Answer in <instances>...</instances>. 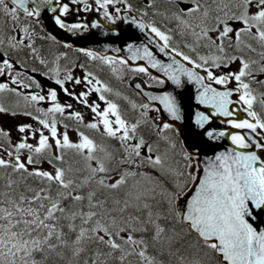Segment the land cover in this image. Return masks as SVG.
<instances>
[{
	"label": "snow or ice",
	"instance_id": "1",
	"mask_svg": "<svg viewBox=\"0 0 264 264\" xmlns=\"http://www.w3.org/2000/svg\"><path fill=\"white\" fill-rule=\"evenodd\" d=\"M143 3L0 0V95L25 102L17 111L0 101V114L30 117L39 125L18 124L15 142L0 128V264H264V0H167L171 7L163 10L157 0ZM81 12L134 26L148 43H128L127 58L77 51L113 73L120 65L159 85L194 84L195 101L211 109L196 111L195 125L208 140L227 138L231 147L203 161L185 148L184 163L172 166L173 123L150 116L161 109L126 96L129 107L122 109L107 95L113 89L85 64L72 65L82 70L79 77L72 68L61 69L65 52L44 75L90 110V121L72 104H61L55 88L42 94L18 57L47 66L36 40L56 37L41 35L26 21L39 24L51 13L69 33L104 26L100 19L66 21ZM153 44L167 62L157 58ZM69 83L83 90L77 93ZM33 87L40 91H25ZM145 95L172 121L181 119L176 95ZM42 102L50 106L40 107ZM215 118L227 128L205 129Z\"/></svg>",
	"mask_w": 264,
	"mask_h": 264
},
{
	"label": "water",
	"instance_id": "2",
	"mask_svg": "<svg viewBox=\"0 0 264 264\" xmlns=\"http://www.w3.org/2000/svg\"><path fill=\"white\" fill-rule=\"evenodd\" d=\"M99 19L97 16H86L84 20L89 23L93 20ZM42 22L45 23L46 29L51 32L57 39L66 42L67 44L74 45L78 48H88L94 51H98L103 55L108 53L113 54L114 56H123L127 58L130 53L126 51V46L128 43L142 44L148 43L145 38V34L141 33L134 26H129L128 24L121 23L118 26L110 25L108 22H104L102 19L101 23L104 25L100 29L91 30V33L84 36L76 35V33H69L64 29L54 25V22L51 20L50 13L47 16L41 17ZM154 54L157 55L158 59H164L167 62V57H163L162 54L156 52L155 45H150ZM120 48V52H115L113 49ZM129 64H143L146 66V61H129ZM149 71L154 75L162 77V73H158L155 69L149 68ZM132 87L137 89L143 98L147 99L148 95H161L164 91L171 92L173 95L177 96L178 101L182 104L181 110V119L178 121H172L171 117L163 111V106L156 101H148L150 104H154L156 107H159L161 111L159 112L161 117L168 122L173 123V125L178 129L182 137V143H184L185 148L189 151L199 152V159L203 161L205 158L214 156L217 152L226 150L228 147H231L230 141L227 138H222L217 141L208 140L203 135L202 129H200L194 123L196 111H205L206 114L211 112V109L206 108L204 105H199L195 101L196 87L194 84H188L185 82L184 87L177 88L175 85L168 81L163 88L159 87H150L146 86L145 83L139 79L134 78L130 81ZM139 84L140 88H137L136 85ZM215 86V85H214ZM218 87V86H217ZM179 94V95H178ZM243 112L239 113V117ZM241 118V117H240ZM223 118H215L210 125H206L205 129L208 127L215 128L217 131L227 128L226 125L220 123V120ZM228 131H236L233 129H228ZM261 227H264V223L260 224Z\"/></svg>",
	"mask_w": 264,
	"mask_h": 264
},
{
	"label": "rangeland",
	"instance_id": "3",
	"mask_svg": "<svg viewBox=\"0 0 264 264\" xmlns=\"http://www.w3.org/2000/svg\"><path fill=\"white\" fill-rule=\"evenodd\" d=\"M161 10H163V9H161ZM156 19L159 20L160 18L159 17H156ZM169 27H175V25L174 24H170ZM82 34L84 35V33H82ZM55 48H57L58 50L61 49V47L60 46H57V45L54 46V49ZM58 54H59V52H58ZM52 55H53V52H50V55H48L49 56V59H51L53 57ZM69 55L71 56L70 58H66V59L62 58V60L59 62L60 65H61L60 66L61 69H64V67H63L64 66V63L66 61H70V59L72 61V65L73 64L79 65L80 62H81V60L82 59L83 60L85 59V56L83 54H81V53H77V54L74 55V52H73V55L74 56L71 55L70 53H69ZM89 62H92V61H88L87 63H89ZM93 64H94L95 67H99L98 70H100V71H104L103 66H107V65H101V63L99 61H97V63L93 62ZM133 65L136 66L135 64H133ZM116 67L118 68V72L117 73H113L112 70H111V73H113L115 77H114V79L113 78L112 79L110 78L111 81H109V83H107V84L110 87L113 84L116 88L119 89L118 90L116 88L111 87L113 89V93L112 94H109V96L111 95L113 99H116V100H118L120 102L124 101L125 103H128L127 101L121 99V97H116L114 95V93L115 92H119L121 94L122 90H124V91L128 90V91L132 92L131 87H129L127 85V83L130 80H132V78L134 76H142L146 80V82L149 83L150 85L161 86V85L157 84L156 82L152 81L150 79V76L149 75H146V74H143V73L133 72V71L127 69V68H123L120 65H117ZM72 70H74V72H75L73 75H75L77 77H79V76L82 75V71L80 70V68L78 66L75 67V68H72ZM151 75H153V74L151 73ZM156 76H158V75H156ZM81 87L83 89V86H81ZM122 97H124V96H122ZM128 101H134L137 104L145 103L144 101H142V102H139L137 100L135 101L132 98H128ZM125 103H123V106H124V109H127L129 106L127 104H125ZM61 104H72L73 105L72 110L82 112V114L85 117V122L90 121L91 116H92V114L90 113V110L86 109L85 107L82 108V105L79 104V103H77L76 101H74V102H67V101H64L63 102L62 101ZM49 106H50V104L47 105V107H49ZM103 106H104V104L101 105V107H103ZM128 115L134 116L133 113L130 110L128 112ZM150 116L152 118H154V119H157L158 118L161 122L163 121V120H161V117L159 116V114L156 113L155 111L150 112ZM22 123L32 124L33 127H39V125L37 124V122L35 120H32L30 117H26V116H22V115H18V116L13 117V116L8 115V114L0 115V128H3L4 130L9 131L11 133L13 142H15V140L17 139V137L20 135L16 131V126L18 124H22ZM68 123L70 124L71 127H75V122L74 121H68ZM71 127H70V130H69L70 131V136H71V138L73 140H76L77 139L76 133L74 131H71ZM81 128H82V125H81ZM61 129H62V126H61ZM85 131L88 132V130H85ZM177 132H178V135H177ZM168 134L171 135L173 137V139H175V141H176V149H175V152L174 153L170 154L171 155V160L170 161H173L172 162V165H176L177 167H179L180 164H183L184 162L178 163L177 160L178 159H182L181 153L185 149V146H184V143H182V141H181L182 138L180 136V133H179V131L177 130V128L175 126H174V131H172V132H170ZM29 142L34 143L35 141L30 140ZM163 148H164V145L162 144L161 145V149L163 150ZM44 167L47 168L48 166L47 165H44Z\"/></svg>",
	"mask_w": 264,
	"mask_h": 264
},
{
	"label": "flooded vegetation",
	"instance_id": "4",
	"mask_svg": "<svg viewBox=\"0 0 264 264\" xmlns=\"http://www.w3.org/2000/svg\"><path fill=\"white\" fill-rule=\"evenodd\" d=\"M65 2H67V0H65ZM131 2L133 3L134 7L136 8H143L144 7V3H143V0H131ZM164 3H167V0H165ZM165 7H171V5H169L167 3V6L165 5ZM86 14H90V15H95L96 13L95 12H91V13H79V15H74V14H69L67 17H66V21L67 22H74L76 21V17L77 18H80V17H83V15H86ZM28 22L31 26L35 27L36 28V31L38 33H40L41 35H47L49 33H47V31L45 30V27L43 25V23L40 21L39 24H36L34 21H31V20H28L26 21ZM41 28H43V31L41 30ZM87 33V32H85ZM57 45V46H60L61 49H59L58 51H55L54 50V46ZM63 43H59V42H52V41H48V40H39L37 39L36 40V46L38 48H40L42 50V55L43 57L49 62V64L47 66L45 65H40L38 61H35V60H32V59H22V61L24 62V69L23 71L26 73L27 76H32L35 78V80H37L40 85H41V88L43 89V92L42 94H46L47 93V90L49 88H55L58 92V100L60 102L62 101H67V102H74V100L68 96H66L60 89L57 85H55L54 83V80L53 79H49L48 76L44 75V73L47 71V68L48 67H51L52 66V61L55 59V57L58 55V52L61 53V52H65L67 53V58H70L71 56L69 55V53L71 55H73V52H74V55L77 54V53H81L79 51H77L76 48H65L63 47ZM50 52H53V57L51 59H49V56L50 55ZM82 54V53H81ZM73 55V56H74ZM62 60V58H61ZM60 60V61H61ZM59 61V62H60ZM72 61L70 59V61H66L64 63V68H72ZM36 69V71H33V69ZM73 71V74L75 73L74 70ZM110 76H114V75H110ZM25 78V81L27 82V79H26V76L24 77ZM114 79V77H113ZM67 87H69L70 89H75V91L78 93L79 91H82V87L81 86H74L73 84L69 83L67 85ZM111 87L115 88L114 85H112ZM25 91H40V89H35V87H33L32 89H29V90H25ZM16 98L15 96L13 95H10V94H3V95H0V101H2L4 103V105L7 104L8 107L14 109V110H17L16 106L18 105L16 103ZM92 100H95L97 99L96 95H93L91 97ZM91 102V100H90ZM99 102L101 105L103 104L102 102L100 101H97ZM6 103V104H5ZM84 106L82 105V108ZM0 115H3V114H0Z\"/></svg>",
	"mask_w": 264,
	"mask_h": 264
},
{
	"label": "trees",
	"instance_id": "5",
	"mask_svg": "<svg viewBox=\"0 0 264 264\" xmlns=\"http://www.w3.org/2000/svg\"><path fill=\"white\" fill-rule=\"evenodd\" d=\"M165 0H157V6L160 8V9H164L165 8V5L167 6V3H164ZM129 94L126 95V97H128ZM135 96V95H134ZM136 100L139 101V102H142L141 98H139V96H135ZM163 143H161L162 145ZM172 154V153H171ZM173 161H170V163L172 164ZM178 163H182L184 162L182 159H178L177 160ZM182 165V164H180ZM174 167H177L176 165H172Z\"/></svg>",
	"mask_w": 264,
	"mask_h": 264
},
{
	"label": "bare ground",
	"instance_id": "6",
	"mask_svg": "<svg viewBox=\"0 0 264 264\" xmlns=\"http://www.w3.org/2000/svg\"><path fill=\"white\" fill-rule=\"evenodd\" d=\"M66 43V42H65ZM70 45V44H69ZM74 46V45H73ZM72 45H71V47H73Z\"/></svg>",
	"mask_w": 264,
	"mask_h": 264
}]
</instances>
